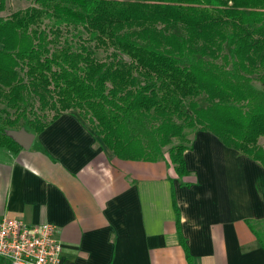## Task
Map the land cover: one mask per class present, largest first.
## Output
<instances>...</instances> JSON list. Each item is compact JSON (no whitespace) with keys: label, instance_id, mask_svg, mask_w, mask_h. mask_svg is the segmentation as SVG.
Here are the masks:
<instances>
[{"label":"trees","instance_id":"obj_1","mask_svg":"<svg viewBox=\"0 0 264 264\" xmlns=\"http://www.w3.org/2000/svg\"><path fill=\"white\" fill-rule=\"evenodd\" d=\"M30 1L0 16V147L15 153L7 130L38 133L74 110L122 160L156 162L178 140L167 149L178 178L188 132L264 169V0ZM86 41L111 51L98 60Z\"/></svg>","mask_w":264,"mask_h":264},{"label":"crops","instance_id":"obj_2","mask_svg":"<svg viewBox=\"0 0 264 264\" xmlns=\"http://www.w3.org/2000/svg\"><path fill=\"white\" fill-rule=\"evenodd\" d=\"M27 131L0 147V217L55 226L60 264H264V169L213 134H190L178 178L167 156L117 158L74 110Z\"/></svg>","mask_w":264,"mask_h":264},{"label":"built area","instance_id":"obj_3","mask_svg":"<svg viewBox=\"0 0 264 264\" xmlns=\"http://www.w3.org/2000/svg\"><path fill=\"white\" fill-rule=\"evenodd\" d=\"M60 253L52 224L0 217V257L9 264H60Z\"/></svg>","mask_w":264,"mask_h":264},{"label":"rangeland","instance_id":"obj_4","mask_svg":"<svg viewBox=\"0 0 264 264\" xmlns=\"http://www.w3.org/2000/svg\"><path fill=\"white\" fill-rule=\"evenodd\" d=\"M31 3L30 0H6L5 1V7L3 10L0 11V16H8L10 13L17 11V10H22L25 7L29 6ZM83 37H86V34H82ZM86 44L88 46V48L93 52L94 56L98 59V60H105L106 56L110 53L111 49H107V48H103L102 46H98L95 42L93 41H86ZM254 85L256 87H259L260 84L259 82L255 79L254 80ZM199 104H203L202 98H198L197 99ZM34 105H36V102H34ZM4 108V105L0 103V109ZM78 113V112H77ZM51 114L50 112L48 113V115ZM4 117V114L2 112H0V126H1V121ZM23 128L25 130H28V126L26 123H23ZM188 138L190 140V134L188 132ZM178 140L173 139L172 143L170 145H167L165 147H163V153L164 156H167V149L169 148V146L173 145V144H177ZM258 143L259 145L264 149V137H260L258 139ZM1 262H4V260H1Z\"/></svg>","mask_w":264,"mask_h":264},{"label":"water","instance_id":"obj_5","mask_svg":"<svg viewBox=\"0 0 264 264\" xmlns=\"http://www.w3.org/2000/svg\"><path fill=\"white\" fill-rule=\"evenodd\" d=\"M6 133L24 149H27L31 145L34 138V135L23 127L20 129L7 130Z\"/></svg>","mask_w":264,"mask_h":264}]
</instances>
